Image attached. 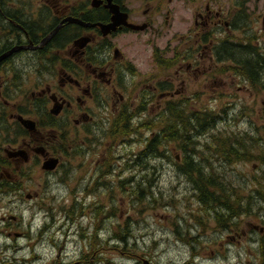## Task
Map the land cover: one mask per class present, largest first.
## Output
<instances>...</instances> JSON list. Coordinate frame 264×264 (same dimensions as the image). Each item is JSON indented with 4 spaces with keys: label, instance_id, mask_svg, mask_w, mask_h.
<instances>
[{
    "label": "flooded vegetation",
    "instance_id": "1",
    "mask_svg": "<svg viewBox=\"0 0 264 264\" xmlns=\"http://www.w3.org/2000/svg\"><path fill=\"white\" fill-rule=\"evenodd\" d=\"M256 7L255 0H0V199L36 200L47 177L80 152L87 163L74 167L72 179L80 184V172L89 173L83 192L110 187L106 167L115 148L130 150L133 167L151 175L163 163L175 167L178 145L189 154L192 134L195 145L206 138L208 110L264 104V39L249 33ZM240 48L251 64L233 52ZM219 117L206 144L216 138V163L227 168L229 157L241 162L255 153L264 122ZM198 119L203 124L193 131ZM241 121L249 127L238 128ZM49 158L57 160L53 170L42 167ZM261 169L241 203L232 188L237 210L244 204L235 220L250 213L264 221L263 210L248 208L249 199L264 201ZM83 192L76 201L85 202ZM226 200L221 195L225 208ZM4 226L9 239L27 237Z\"/></svg>",
    "mask_w": 264,
    "mask_h": 264
},
{
    "label": "rangeland",
    "instance_id": "2",
    "mask_svg": "<svg viewBox=\"0 0 264 264\" xmlns=\"http://www.w3.org/2000/svg\"><path fill=\"white\" fill-rule=\"evenodd\" d=\"M255 4V21L249 33L255 32L264 39L259 18L264 14V0H255ZM235 35L244 34L239 31ZM142 47L144 45H137V48ZM239 110L227 107L214 112L229 119L234 116L235 123L247 116L255 118L257 123L264 122V104L246 107L240 113ZM241 123L238 128L249 127L246 121ZM234 124L228 128H236ZM177 128L184 132L180 123ZM238 128L236 133L243 135L239 133L242 129L238 131ZM209 136L210 132L206 138H199L200 142L192 150L194 160L210 158L211 145L206 144ZM239 141L248 142L247 139ZM262 144L258 145L256 140L255 153L245 155L244 161L229 157L227 168L216 161L210 162L207 168L202 165L205 173L214 171L216 179L224 180L226 184L230 179L235 198L241 203L247 194H251V189L244 186L248 183L253 186V177L264 167L259 162V157H264V141ZM126 150L115 148L110 152V163L106 167L112 171L106 174V179H110L106 184L110 185L108 188L97 185L83 192V186L90 180L89 173L85 172H80L81 183L74 184V167L77 169L78 164L87 160L84 152H80L72 164L47 177V183L37 189L40 194L36 200L1 198L0 216H7L0 223V264H264V248H258L264 243V233L253 227L264 226L260 216L249 213L219 228L215 214L205 219L201 213L197 194L192 188L193 176L185 177L176 166L165 163L150 175L146 169L133 167L135 158L130 150ZM176 154L181 155V151ZM261 174L264 175V169ZM121 177L128 179L120 183ZM258 178L261 181L260 176ZM34 181L31 191L35 187ZM144 183L148 189L146 193L142 191ZM258 188L264 197V185ZM227 190L231 195L229 188ZM75 192H83L85 202L76 201ZM229 201L237 209V202ZM243 206L238 211L242 212ZM248 208L264 212V201L254 203L249 199ZM8 214L15 215L16 219H9ZM4 223H9L12 231L25 232L27 237L12 234L9 239ZM235 230L239 236L232 237Z\"/></svg>",
    "mask_w": 264,
    "mask_h": 264
},
{
    "label": "trees",
    "instance_id": "3",
    "mask_svg": "<svg viewBox=\"0 0 264 264\" xmlns=\"http://www.w3.org/2000/svg\"><path fill=\"white\" fill-rule=\"evenodd\" d=\"M233 52H236L237 56L241 61L243 62L248 61L250 63V61L247 59V56H249L250 53L245 49L243 48L235 49ZM195 124L196 125L194 127L193 126L191 127L193 131H195L197 128V121ZM208 164L209 163L206 162L200 164L198 161H195L194 158L193 159L185 158L182 166L180 167L181 169L180 171L182 172L183 175H185V177L187 175L194 177V180L192 181L193 182L192 188L197 194L196 197L199 202L201 213L205 215V219L206 217H209L212 213L215 214L214 220L217 226L221 228L223 226H227L231 222L233 216H237L242 212H239L236 208H233V204L229 201L232 200V197L234 196L232 192L233 183L231 182V180L229 179V181H227L226 184L224 180L220 182L216 179V175L214 171L209 170V172L205 173L204 168L205 167L207 168ZM202 165L205 167H203ZM145 185L146 183H144V187L142 188V191H145L146 193L148 189L145 187ZM227 188H229L231 195L228 193ZM216 191H220V192H216ZM223 194H225V198L227 199L225 201V205L227 208L221 206L220 203V197ZM233 213H237V214L232 215ZM260 244L261 245L259 246V248H264V243H260ZM118 251L121 253L120 249H118Z\"/></svg>",
    "mask_w": 264,
    "mask_h": 264
},
{
    "label": "water",
    "instance_id": "4",
    "mask_svg": "<svg viewBox=\"0 0 264 264\" xmlns=\"http://www.w3.org/2000/svg\"><path fill=\"white\" fill-rule=\"evenodd\" d=\"M55 166H56L55 159L46 160L43 163V168H46V169H53Z\"/></svg>",
    "mask_w": 264,
    "mask_h": 264
},
{
    "label": "bare ground",
    "instance_id": "5",
    "mask_svg": "<svg viewBox=\"0 0 264 264\" xmlns=\"http://www.w3.org/2000/svg\"><path fill=\"white\" fill-rule=\"evenodd\" d=\"M112 138V137H111ZM160 144V143H159ZM91 146V145H90ZM69 174V173H68ZM3 249V248H2Z\"/></svg>",
    "mask_w": 264,
    "mask_h": 264
}]
</instances>
